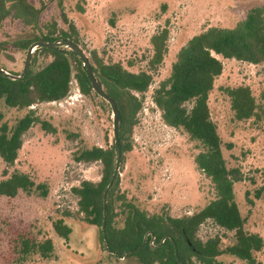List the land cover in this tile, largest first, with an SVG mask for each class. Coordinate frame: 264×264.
<instances>
[{"label":"rangeland","instance_id":"374dc122","mask_svg":"<svg viewBox=\"0 0 264 264\" xmlns=\"http://www.w3.org/2000/svg\"><path fill=\"white\" fill-rule=\"evenodd\" d=\"M41 8L40 24L56 22L58 29L76 28L79 48L92 63L93 53L104 63L119 62L130 72H149L152 84L142 95L126 144L129 149L119 160V195L149 215L173 218L191 215L213 199L210 181L197 169L199 152L181 129L164 124L152 94L165 80L179 49L194 35L210 27L231 28L247 11L261 7L264 0H28ZM66 20V21H64ZM169 32L167 52L156 69H149L152 55L150 38L158 30ZM44 31V30H43ZM33 33L19 20L8 17L0 29V67L20 74L27 49L18 41ZM38 54L30 67L37 69L51 61ZM223 69L209 93L210 118L217 128L226 165L238 169L242 181L233 185L235 202L244 219L246 232L262 237L263 248L254 254L256 264H264V62L252 65L219 57ZM75 69L76 63L72 62ZM73 69L70 91L61 101L30 107L40 121L55 128L48 133L35 123L23 135L22 145L12 167L0 159V181L13 171L24 173L36 185L32 193L19 191L14 198L0 195V264H137L116 259L102 248L99 231L81 221L77 197L71 189L83 180H100V163H75L72 154L93 146L113 145V115L108 103L94 93L79 91ZM248 86L262 112L259 120L236 121L224 88ZM5 120L13 125L27 110L2 107ZM123 200L116 203L117 210ZM69 214L67 217H62ZM63 218L71 227L68 241L58 237L52 223ZM118 216L116 226L122 227ZM218 235L224 245L233 242V233L205 221L197 232L201 240ZM33 242L50 239L49 259L39 254L21 253L20 239ZM222 264H246L233 256L222 255Z\"/></svg>","mask_w":264,"mask_h":264},{"label":"trees","instance_id":"16d2710c","mask_svg":"<svg viewBox=\"0 0 264 264\" xmlns=\"http://www.w3.org/2000/svg\"><path fill=\"white\" fill-rule=\"evenodd\" d=\"M41 11L28 0H0V29L8 17L28 27L33 36L17 42L22 49H27L34 42L62 39L78 46L74 25L69 24L68 30L58 29L56 22L41 26ZM168 35V30L163 28L151 36L149 69H156L162 63L167 52ZM3 45L0 43V47ZM38 54L52 59L41 68L30 67L17 80L0 74V159L6 168L14 165L22 137L33 124L38 123L42 130L55 133L53 126L40 121L29 108L40 103L61 101L68 95L74 69L71 61L76 63L74 78L81 94L89 96L94 93L82 62L70 49L36 48L31 56L32 62ZM219 57L252 65L264 62V5L250 8L245 17L231 28L210 27L192 36L177 52L169 76L152 94V102L159 109L164 124L181 129L199 147L194 163L210 181L213 190V199L200 210L173 218L149 215L127 202L118 194L119 172L115 167L120 159H117L114 138L110 148L93 146L78 149L72 154L75 163L101 164L98 182L83 180L71 192L77 197L81 221L98 229L102 248L110 256L137 264H222L218 258L229 255L246 264H256L254 254L263 248V239L244 229L245 222L233 190L234 183L242 181V175L238 169L227 167L208 107L209 93L223 69ZM90 65L103 92L115 101L121 114L118 138L124 153L129 149L126 138L141 109L142 95L152 84V75L144 71L130 72L119 62L104 63L95 52ZM223 93L229 98L236 121L260 119L261 107L248 86L227 87ZM2 107L28 111L10 125L5 120ZM4 176L6 178L0 181L1 196L14 198L19 191L29 194L37 190L42 197L47 194L44 185H36L24 173L13 171L7 176L4 172ZM120 200L123 201L117 210L116 203ZM67 216L69 214L62 217ZM118 216L123 217L122 227L116 226ZM205 221L232 232L233 242L224 245L218 235L201 240L197 232ZM52 228L58 237L68 240L71 228L63 218L55 220ZM20 244L24 255L39 254L49 259L53 253L50 239L33 242L21 238Z\"/></svg>","mask_w":264,"mask_h":264},{"label":"water","instance_id":"95a60500","mask_svg":"<svg viewBox=\"0 0 264 264\" xmlns=\"http://www.w3.org/2000/svg\"><path fill=\"white\" fill-rule=\"evenodd\" d=\"M39 47L48 48V49L68 48L74 54H76L77 57L80 59V61L82 62V66L85 69L86 75L90 81L92 91L94 92V94H96L98 97L102 98L106 103H108L110 108H111L112 115H113V138L115 139V144H116V148H117V159L119 160L121 158V154H122L121 146L119 144V138H118V127H119V124L121 121V114L117 108L115 101L113 99L109 98L103 92L102 87L100 85V82L98 80H96V78L94 77V75L91 71V65H90V62H89L87 56L79 48V46L75 45L74 43H72L68 40H63V39L55 41V42H42V41L34 42L33 44H31L27 48L26 56H25V60H24V66H23V69L20 72V74H18V75L11 74V73L5 71L2 67H0V74L8 77L11 80L20 79L29 70L31 56H32L34 50L36 48H39ZM118 166H119V161L116 164L115 171L118 170ZM144 243H145V240L143 241L142 246L144 245Z\"/></svg>","mask_w":264,"mask_h":264},{"label":"crops","instance_id":"0c3cea01","mask_svg":"<svg viewBox=\"0 0 264 264\" xmlns=\"http://www.w3.org/2000/svg\"><path fill=\"white\" fill-rule=\"evenodd\" d=\"M91 226V225H90ZM94 227V226H93ZM71 228V227H70ZM71 232H72V229H71ZM71 234V233H70ZM70 236V235H69ZM68 239H69V237H68ZM65 241V240H64ZM68 241V240H67Z\"/></svg>","mask_w":264,"mask_h":264},{"label":"built area","instance_id":"2783aa9c","mask_svg":"<svg viewBox=\"0 0 264 264\" xmlns=\"http://www.w3.org/2000/svg\"><path fill=\"white\" fill-rule=\"evenodd\" d=\"M70 85H71V82H70ZM122 259V258H121Z\"/></svg>","mask_w":264,"mask_h":264}]
</instances>
